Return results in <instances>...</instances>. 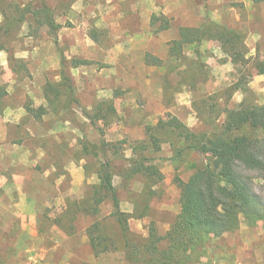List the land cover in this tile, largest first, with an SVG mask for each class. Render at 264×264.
Listing matches in <instances>:
<instances>
[{"label": "rangeland", "instance_id": "obj_1", "mask_svg": "<svg viewBox=\"0 0 264 264\" xmlns=\"http://www.w3.org/2000/svg\"><path fill=\"white\" fill-rule=\"evenodd\" d=\"M43 5L56 30L22 18ZM207 22L237 31L243 57L210 28L185 60L171 56L183 29ZM0 26V264H131L126 238L141 249L152 225L164 237L181 212L177 178L203 165L160 121L170 113L199 134L243 101L264 105V2L0 0ZM197 51L210 77L192 90L184 75ZM106 163L126 233L111 198L96 216L75 207L99 190ZM97 221L114 243L99 257L87 232ZM204 253L194 264H264V225L242 222Z\"/></svg>", "mask_w": 264, "mask_h": 264}, {"label": "trees", "instance_id": "obj_2", "mask_svg": "<svg viewBox=\"0 0 264 264\" xmlns=\"http://www.w3.org/2000/svg\"><path fill=\"white\" fill-rule=\"evenodd\" d=\"M249 1L254 4L264 2ZM27 14H32L41 26H49L55 30L58 28L46 5L37 10L27 7L22 18L25 19ZM20 21L21 18L17 19L15 24ZM5 27L7 26H0V32ZM207 28L216 29L218 38L225 46L231 47L228 52H232L234 61L243 57L236 50V44L240 41L239 33L210 22L199 29H183L181 40L172 43L171 56L185 60L184 47L200 44ZM197 54L198 58L190 61L184 75L185 83L192 90L200 83L207 82L210 77V69L199 59L198 51ZM148 62L161 64L156 58L148 59ZM225 113V120L215 126L214 130L199 134L187 129L170 113L166 114L168 121H160V127L168 126L180 132L179 136L186 142L183 150L195 151L203 158V165H192L195 173L188 181L177 178L176 182L181 190V212L164 237L158 236L152 225L147 243L141 249L126 238V258L131 264L199 263L212 238L236 232L242 222L251 227H257L260 223L264 225V105L247 104L243 101L237 108L227 109ZM153 138L156 143V138ZM182 152L179 151L178 155ZM135 163V170L144 168V159ZM143 170L148 172L151 168L145 167ZM101 175L99 190L75 204V207L78 213L96 216L100 212V205L111 198L115 208L113 216L118 217L126 233V214L120 211V201L113 183L114 173L109 163L102 165ZM259 188L262 192L258 191ZM102 224V221H97L87 231L96 257L111 250L108 242L110 246L114 244L112 239L102 234ZM141 253L148 256L146 260H140L138 255Z\"/></svg>", "mask_w": 264, "mask_h": 264}]
</instances>
